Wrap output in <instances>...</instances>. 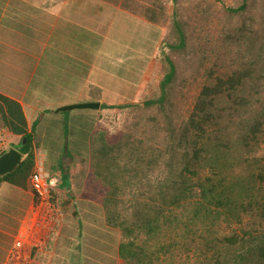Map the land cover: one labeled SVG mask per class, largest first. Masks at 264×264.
<instances>
[{
	"label": "trees",
	"instance_id": "trees-1",
	"mask_svg": "<svg viewBox=\"0 0 264 264\" xmlns=\"http://www.w3.org/2000/svg\"><path fill=\"white\" fill-rule=\"evenodd\" d=\"M169 1L172 12L163 6ZM208 1L199 0L201 7L197 8L193 0H152L148 5V0H124V7L164 31L156 54L164 61L160 93L153 92L154 98L144 103L152 110L147 122L155 126L149 135L157 133L154 138L161 142L150 147V152L142 146L143 141L135 147L136 139L130 141L128 135L145 126L134 125L140 111L134 104L114 107L133 118L123 134V144L128 143L126 149L132 151L131 159L140 156V164L160 167L151 195L148 184L142 190L146 204H154L157 209L156 217L144 226L146 234L155 238L164 229V236L181 232L190 244L191 240H202L200 249L196 247L198 264H264V0L212 1L229 22L241 23L229 35L220 34L224 42L233 40L231 75L213 76L196 97L192 95L194 89L188 87L187 73L182 68L188 66L182 60L195 58L198 50L199 56L207 50L212 52V39L217 33H212L207 17L202 15ZM110 107L114 108L103 104L102 109ZM0 115L10 132L21 136L19 150L26 156L14 172L0 178V183L7 181L27 188L35 164L36 123L29 132L21 104L1 94ZM223 116L227 117L224 122ZM96 136L92 137L91 161L95 157L111 158L114 169L118 164L115 157L119 160L116 154L122 152V147H117L120 139L110 145L104 130L96 131ZM82 165L85 178L97 172L93 162L86 160ZM129 166L119 167L128 173ZM107 195L108 206L116 193L111 190ZM106 219L112 226L125 225L126 239H120L119 250L126 263L149 262L142 245L131 238L133 230L110 215ZM223 223L226 232L219 236L212 228ZM172 248L171 240L159 252L169 253Z\"/></svg>",
	"mask_w": 264,
	"mask_h": 264
},
{
	"label": "rangeland",
	"instance_id": "rangeland-1",
	"mask_svg": "<svg viewBox=\"0 0 264 264\" xmlns=\"http://www.w3.org/2000/svg\"><path fill=\"white\" fill-rule=\"evenodd\" d=\"M84 1H76L72 7L68 5L67 8L61 4L57 7V16H49L46 13H42V16L29 13L26 16L20 15L21 18H27L21 26L27 27L29 36H37L42 41V51H45L42 53L44 56L43 65L38 76L31 81L30 95L32 97H30V106L27 107L29 116H35L42 121L43 115H46V119L38 129L41 136L39 143L43 140V153L51 156L53 148L58 147L61 150V155L65 158L68 157L70 162L72 161L75 165H80L86 160L90 163L93 162L97 172L91 177L85 178L83 176L79 181L81 186L85 183L86 189L82 195L103 202L106 218L110 215L113 220L117 219L120 223L124 222L133 230L131 238L135 240L134 242L137 241L142 245L145 250L144 257H149V262L147 261L146 264H187V262L198 264L197 254L199 253L196 251V247L200 249L199 245L203 243L202 240L199 239L196 243L191 240L190 244V241L183 238V234L179 231L177 236H172L169 232L167 236L171 237L167 239V236H164L166 235L164 229H161L162 232L159 233L160 235L157 234L155 238L146 234L144 226L156 217L157 209H155L154 204H146L142 190L143 186L148 184L149 194L157 186L152 183L157 179L158 173L160 174V167L152 164L150 167L145 166V163L140 164L138 162L140 156H133L131 159L132 151L126 149L129 144H123V141L125 132L128 131L125 126L133 118H127L124 111L114 107L116 105L121 107L134 104V108L140 111L139 116L135 117L137 122L134 125L144 124L145 126L140 127L138 133L134 132L128 135L130 141L136 139L135 147H137V143L143 141L142 146L150 152V147L161 142L160 138H154L157 137V133L149 135V132L154 131L155 126L147 122L152 110L145 108L144 103L154 98L153 92L154 94L160 93L159 83L162 79L164 61L159 60L158 57L157 59L156 54L163 37V28L138 16L130 8L124 7V0H114L113 2L92 0V3L90 1L88 3L89 9L86 7V0ZM151 1L148 0L147 5ZM212 1H208L207 8L202 14L207 17L212 33H217L212 39V52L207 50L199 56L198 50L195 58L187 56L182 60L188 66L182 67L187 73L188 87L194 89L195 92L192 95L196 97L213 76L228 77L231 75L232 61L235 58L233 40H230L229 43L224 42L220 39V34L229 35L241 23L238 21L229 22L224 16V12L212 5ZM237 1L240 2L241 0ZM258 1L260 0H249V2ZM193 2L197 8L201 7L199 0H193ZM229 2L231 1L229 0ZM163 6L167 12H172L173 5L170 1L166 4L163 2ZM28 39L32 41L31 43L38 44L37 41ZM10 44L13 46L12 49L17 50L15 43L10 42ZM123 48L128 50H123ZM116 49H119L120 53L123 50L122 57L121 55H111L117 51ZM3 50L5 51V49ZM30 50L32 51L33 48ZM126 55H130V58H125ZM138 55L139 59L137 58ZM129 60H137V62H133L131 65ZM5 61L10 60L5 59ZM46 61L48 64H45ZM29 64H23V73L20 74L21 79L18 81L17 78H14L17 70L13 73L7 65L0 63V90L10 94L16 89L25 90L23 85L29 75V72H26L29 70ZM144 65L145 74L140 71ZM94 68L97 69L94 71ZM90 73H93V76L89 81L90 83H87ZM152 79L154 84L151 86ZM80 92L86 93L85 96L89 98H91L90 95L102 96L106 101L113 103L112 105L105 103V105L114 108L103 109L102 113L97 109L60 110L68 105L62 104L65 101L69 102L77 98L84 99L78 96ZM188 104L193 106L192 100H188ZM39 107L40 110L37 111ZM176 112H174L175 115L178 114ZM100 113L101 119L98 120ZM81 114H84L86 119H83ZM223 117L225 119L222 122L227 120L226 116ZM37 122L35 123L37 124ZM1 123L0 127L3 130L4 127ZM92 124L99 125L95 131H105L106 143L111 145L120 139L121 144L117 147H122L120 148L122 152L116 154L119 155V160L116 155H113L116 156L115 159L118 162L114 169L111 166L113 162L111 158L95 157L91 161L92 155L87 141L93 129ZM157 132L159 131L157 130ZM94 134L93 137H97L96 132ZM1 141L2 150L6 149L8 152L11 149H20L21 139H18L17 143H13L12 146L5 145L6 139ZM92 143L93 140L91 141V150L93 149ZM147 160L145 161L147 162ZM124 164L130 165L127 169L128 173H124L119 167ZM75 165H71V168H76ZM60 166L61 169L70 167L68 164L64 166V162H61ZM86 180L87 182H85ZM74 181L78 182L76 178ZM70 184H72L71 181L69 186ZM111 190L116 193V196L112 201L109 199L107 206L105 200L108 199L107 194ZM52 200L54 201L53 198ZM86 211L88 210L86 209ZM77 212L80 215V211ZM76 220L75 225L80 222L82 235H79L75 241L74 259L77 262L80 261V264H111V262L114 264L120 254L118 234L123 240L126 239L123 229L125 225L116 227L107 222L108 226L106 227L105 223L100 222L97 225L93 220L85 218L79 217ZM70 225H74V222H71ZM92 226L100 230L97 239L92 237L88 231L92 229ZM225 227L226 225L223 223L212 228V230H216L221 236L226 232ZM200 232L202 233L203 230L201 229ZM210 234L212 231L206 232L205 236ZM171 240L173 241L172 250L165 254L159 252V249L164 244H169ZM121 257L123 260L125 259L123 256ZM192 257L193 261L190 262Z\"/></svg>",
	"mask_w": 264,
	"mask_h": 264
},
{
	"label": "crops",
	"instance_id": "crops-1",
	"mask_svg": "<svg viewBox=\"0 0 264 264\" xmlns=\"http://www.w3.org/2000/svg\"><path fill=\"white\" fill-rule=\"evenodd\" d=\"M76 1L79 0H0V63L7 65L13 73L17 70L14 78H17L18 81L21 79L20 74L22 75L23 73V64L30 63L29 70L26 71L29 72V75L25 79L23 85L25 90L21 88L18 90L16 89L12 94L4 93L0 90V94L21 104L29 132H31L33 124L37 122V120H40L35 116H29L27 107L30 106V97H32V95H30L31 81L35 80L38 76L39 70L43 65L44 56H42V53L45 51H42V41L37 36H29L27 27L23 28L21 26L23 21L27 20V18H21L20 15L26 16L27 13L41 15L42 13H46L49 16H57V7L61 4L62 6L65 5L66 8L68 5L72 7ZM89 1L92 3V0H86L87 9H89ZM101 3H103V1H101ZM61 19H63V17H61ZM28 38L37 41L38 44L31 43L32 41ZM9 41L16 44L17 50L12 49L13 46ZM30 48H33V50L31 51ZM3 49H5V51ZM123 50L128 49L123 48ZM122 51L120 53L118 49L116 52L111 53V55H121L122 57ZM13 56H15L14 59H12ZM125 58H130V55H126ZM137 58H140L139 55ZM5 59L10 61L6 62ZM133 62L135 63L137 60H129V63H132L131 65H133ZM45 64H48V61H46ZM96 69L97 68H94V71ZM140 71L145 74V65ZM93 73H90L87 83H90L89 81ZM117 78L119 77L117 76ZM85 95L87 94L80 92L78 96L84 99L77 98L69 102L65 101L62 104L100 103L101 106L97 110L101 111V113L103 112V104H113L106 101L102 96H91L89 94L91 99ZM97 97L98 99H96ZM39 110L40 107L37 108V111ZM101 113L98 116V120L101 119ZM43 116L42 121L40 120L37 122L34 132L33 152L35 164L33 172H40L45 177L47 176L49 179H53L52 182L53 184L55 183L56 186L53 188L51 187L48 200L42 203L40 196L31 186V178H29V187L27 188L7 181L0 183V264H8L11 251L18 238L30 237L31 235L34 236V245L31 244L32 246L27 248L25 251L27 257H25V260L20 264H80V261L77 262L74 259V250L76 248L75 241L79 235H82L80 233V222L78 225H75L76 219L79 217L81 219L85 218L87 220H93L97 225L101 222L105 223L106 227L108 226L103 203L100 200L91 199L90 197L82 195L86 189L84 186L85 183L83 186L79 183L83 178V165H75L72 161L70 162L68 157L65 158L61 155V150L58 147L53 148V154L51 156L43 153V140L39 143L41 136L39 135L40 131L38 132L39 127H41V124H43V121L46 119V115ZM81 117L86 119L84 114H81ZM0 122H2V127H4L3 130H1L0 127L1 140H7L5 142L6 146L8 144L10 146H12L13 143L16 144L18 139H21V136L14 135L10 132L9 128L2 120L1 115ZM92 127L91 135H89L87 141L90 145V151L92 137L99 125L92 124ZM5 135L7 136L5 137ZM4 152H7V150H0V157L5 154ZM25 158L26 156L23 155L22 162ZM61 162H64V166L68 164L70 167H68V169H61ZM71 165L77 167L72 169ZM75 178L78 182L74 181ZM70 181L72 184L69 186ZM85 182H87V180ZM86 209L88 211H86ZM78 210L80 211V215L77 212ZM71 222H74V225H70ZM88 231L92 237L99 238L98 232L100 233V230L98 228L92 226V229ZM120 239L121 235L118 234L119 244ZM97 242L100 243V241ZM120 255L121 254H119L114 264H126L125 259L123 260ZM111 264L113 263L111 262Z\"/></svg>",
	"mask_w": 264,
	"mask_h": 264
},
{
	"label": "built area",
	"instance_id": "built-area-1",
	"mask_svg": "<svg viewBox=\"0 0 264 264\" xmlns=\"http://www.w3.org/2000/svg\"><path fill=\"white\" fill-rule=\"evenodd\" d=\"M2 141L0 138V150L2 149ZM53 179H49L47 176L45 177L40 172H35L31 176V186L36 191V193L40 196L42 203L47 201L49 198V190L51 187L53 188L56 184L52 182ZM33 240V241H32ZM34 245V236L30 237L18 238L15 247L11 251L8 264H20L25 260L27 248Z\"/></svg>",
	"mask_w": 264,
	"mask_h": 264
},
{
	"label": "water",
	"instance_id": "water-1",
	"mask_svg": "<svg viewBox=\"0 0 264 264\" xmlns=\"http://www.w3.org/2000/svg\"><path fill=\"white\" fill-rule=\"evenodd\" d=\"M100 103L72 104L61 108L62 111L73 109H99ZM23 160V154L17 149H11L0 157V177L14 172Z\"/></svg>",
	"mask_w": 264,
	"mask_h": 264
},
{
	"label": "clouds",
	"instance_id": "clouds-1",
	"mask_svg": "<svg viewBox=\"0 0 264 264\" xmlns=\"http://www.w3.org/2000/svg\"><path fill=\"white\" fill-rule=\"evenodd\" d=\"M5 153H6V152H5ZM36 172H37V171H36ZM34 173H35V172H33L32 175H33ZM32 175H31V176H32ZM31 176H30V178H31ZM55 186H56V185H55ZM55 186H54V187H55ZM16 241H17V240H16ZM15 243H16V242H15ZM14 247H15V246H14ZM12 250H13V249H12Z\"/></svg>",
	"mask_w": 264,
	"mask_h": 264
}]
</instances>
